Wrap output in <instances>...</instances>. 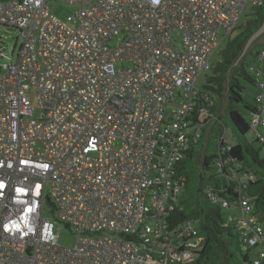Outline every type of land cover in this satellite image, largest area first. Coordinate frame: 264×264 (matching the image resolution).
I'll return each mask as SVG.
<instances>
[{
  "label": "built area",
  "instance_id": "built-area-1",
  "mask_svg": "<svg viewBox=\"0 0 264 264\" xmlns=\"http://www.w3.org/2000/svg\"><path fill=\"white\" fill-rule=\"evenodd\" d=\"M51 1L0 0V24L22 38L0 63V264L192 262L205 244L198 223L170 216L178 168L213 103L197 80L245 7L263 0H64L79 5L66 21ZM257 85L249 137L264 150L261 74ZM225 177L208 197L240 209L228 224L261 264L264 226L245 195L253 176L227 166ZM62 224L78 236L72 247L58 243Z\"/></svg>",
  "mask_w": 264,
  "mask_h": 264
},
{
  "label": "trees",
  "instance_id": "trees-1",
  "mask_svg": "<svg viewBox=\"0 0 264 264\" xmlns=\"http://www.w3.org/2000/svg\"><path fill=\"white\" fill-rule=\"evenodd\" d=\"M251 5L252 17L235 28L239 29L237 34L227 37L220 59L215 61L207 77L205 89L212 93L213 103L196 144L199 148L196 146L189 152L178 168L183 192L171 212V225L195 220L199 234L205 239L203 249L188 264H209L215 250L223 254L222 264H253L250 254L255 248L243 250L242 235L225 222L224 208L213 203L206 192L208 185L220 187L228 182L227 166L241 177L252 174L253 179L246 181L245 195L250 198L252 214L260 221L264 218V155L262 147L249 137V123L258 104L256 97L253 103L243 97L246 83L257 85L258 74L264 76V33L244 52L247 42L264 21V0ZM226 143L230 149H223Z\"/></svg>",
  "mask_w": 264,
  "mask_h": 264
},
{
  "label": "rangeland",
  "instance_id": "rangeland-1",
  "mask_svg": "<svg viewBox=\"0 0 264 264\" xmlns=\"http://www.w3.org/2000/svg\"><path fill=\"white\" fill-rule=\"evenodd\" d=\"M50 10L51 13L54 14L55 16H57L58 18L66 21L68 16L70 15H74L76 14V12L79 10V5L76 4H69L64 0H56V1H51L50 2ZM252 17V5L249 3L239 21H238V25L244 23L247 19ZM239 32V29L234 30L230 35L234 36L235 34H237ZM173 40L175 42V44L181 48V44H180V37H178L177 35H175L173 37ZM226 38H223L222 40H220L221 42L219 43V46L217 47L215 53L213 54V61H218L220 59V53L221 50L223 49V47L226 44ZM22 43V38L19 36V31L16 28H11V27H7L4 26L2 24H0V51L3 52V56H0V63L1 64H8L10 61L14 60V55L16 54V52L18 51L20 45ZM112 45H116L117 42L113 41L111 42ZM5 49V50H4ZM118 67H124V66H130V63L128 62H119L117 64ZM212 69L208 70V71H204L200 77L197 80V85L201 88V89H205V85L207 84V77L208 75L211 74ZM259 92V86L252 84V83H246V89L243 92V97L244 100L248 103H253L255 101V97L257 95V93ZM30 98H31V103L32 105L35 107L36 109V113H39V98L37 95V89L36 87H31V89L28 91ZM247 118H250V115H247ZM227 138H229L231 136L230 130H227V134H226ZM258 146H260L259 144H257ZM197 148H199V145H197ZM198 149H196L197 151ZM262 153L264 155V150H262ZM194 157H196V153H194ZM45 214L48 217H52L51 214V210L50 208H48L45 211ZM240 214V209L238 207L235 208H226L224 209V220L226 223L230 222V218L232 216H236ZM261 223L264 226V218L261 219ZM78 240V236L75 232H72L71 230H69V228L62 224V227L60 229L59 235H58V243L62 246L65 247H72L76 244ZM261 247H264V244L260 245ZM257 251L256 249L251 251V258H254L256 255ZM223 254L221 253V251L219 250H215L211 256V261L209 262V264H222V259Z\"/></svg>",
  "mask_w": 264,
  "mask_h": 264
},
{
  "label": "water",
  "instance_id": "water-1",
  "mask_svg": "<svg viewBox=\"0 0 264 264\" xmlns=\"http://www.w3.org/2000/svg\"><path fill=\"white\" fill-rule=\"evenodd\" d=\"M264 33V21L262 23V25L259 27V29L254 32V34L251 36V38L249 39V41L246 44V47L244 49V52L250 47V45L261 35ZM53 206V205H52Z\"/></svg>",
  "mask_w": 264,
  "mask_h": 264
}]
</instances>
